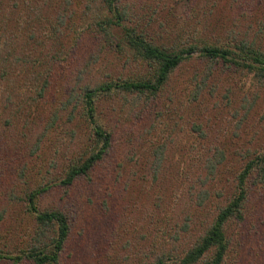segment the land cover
<instances>
[{
    "label": "trees",
    "instance_id": "1",
    "mask_svg": "<svg viewBox=\"0 0 264 264\" xmlns=\"http://www.w3.org/2000/svg\"><path fill=\"white\" fill-rule=\"evenodd\" d=\"M55 1L0 0V264L81 258L84 202L111 175L118 179L121 172L114 171L124 166L116 146L124 133L108 117L115 104H121L115 111L124 126L131 119L127 97L142 100L137 111L128 104L134 114L158 104L174 72L192 59L204 66L192 78L193 99L206 88L214 91L207 80L219 66L241 75L236 84L247 80L264 90V18L254 19V0H229L237 16L222 25L212 14L224 0H63L51 18ZM68 19L72 33L65 39L61 27ZM210 19L212 31L221 27L216 35H204ZM105 54L122 60L120 68L101 66ZM257 95L249 105L242 99L245 112ZM192 128L204 137L201 124ZM49 142L52 172L38 162ZM149 147L141 175L155 193L153 207L144 203L135 225L110 231L94 249L87 246L92 258L78 264H241L230 229L244 223L249 197L264 189V148L247 150L225 196L210 188L226 159L225 148L215 146L196 177L183 169L177 187L163 197L153 185L167 142ZM101 200L108 211L107 199ZM131 245L134 250L120 257Z\"/></svg>",
    "mask_w": 264,
    "mask_h": 264
},
{
    "label": "rangeland",
    "instance_id": "2",
    "mask_svg": "<svg viewBox=\"0 0 264 264\" xmlns=\"http://www.w3.org/2000/svg\"><path fill=\"white\" fill-rule=\"evenodd\" d=\"M62 1L52 2L51 18H54L53 14L57 13ZM164 1L161 0L162 3ZM228 1H220L214 8L212 15L214 18H219L220 25L229 24L231 14L234 13ZM253 3V8L257 10L254 19H263L264 2L254 0ZM159 5L161 6L160 3ZM179 8L182 9V5L177 6L176 13H179ZM234 14L236 15V11ZM69 20L71 19H68L61 27L65 39L66 36L70 39L69 36L72 33V24ZM208 22L210 25L204 35H216L221 28L220 25L212 31L213 19L204 23ZM72 57L74 56L68 59L71 60ZM102 57V62H99L103 64L101 66L108 64L109 68L114 70L120 68V63L123 62L108 54ZM71 61L76 64L74 58ZM203 68L204 66H201L196 59L187 61L174 72L171 77L172 86L161 95L158 104L147 107L138 114L132 113L128 104L136 105L135 110L137 111L143 105L140 102L142 100L135 96L127 97L128 104H125V111L131 119L127 120L124 126L121 116L115 111H119L120 103L115 104V109L109 113V120L117 122L116 127H119L117 130L124 133L118 138V145H116L121 153L119 160L122 158L124 166L121 170L116 168L114 171L115 174L121 172L118 179H115L116 175H111L101 187L93 188L94 191L90 194L91 201L84 202L83 218L79 226L85 225L86 232L78 251L81 258L75 255L74 264H78L80 260H90L92 257L88 247L94 249V245L99 246L100 239H106L110 231L119 230V226L128 230L129 227L135 225V221L143 215L142 210L146 207V205L143 206L144 203L151 204L153 207L152 200L155 193L151 187L147 188L148 184L145 187L147 182L144 183L141 175L146 162L144 157L147 156L148 150H151L150 144L158 141L167 142L168 150L162 161L160 179L153 185V189H158L163 197L168 196L174 186L177 187V177L183 169L190 172L189 176L195 175L196 177L202 168L203 159L214 152L215 146L225 148L226 159L220 168L219 175L211 181L210 188L215 192H223L225 196L231 190L233 178L244 162L243 157L247 150H250L249 155H251L254 150L264 148V90L259 88L260 91H258L257 87L252 85L253 83L249 84L247 80L244 81L245 85H239L238 82L236 84L235 82L241 75L225 71L219 66L214 70V75L207 80L215 84L214 91L210 93V89L206 88L193 99L189 96L194 83L191 81L194 73ZM104 69L105 67H100L99 70ZM96 70H98L97 67ZM197 77L199 78L200 75ZM255 91L258 94L255 98V105L250 111L245 112L241 106L242 99L246 98L247 105H249L254 98ZM193 122L201 124L204 137L192 128ZM170 136L172 142L169 141ZM50 145L49 142L43 148L38 162L43 164V170L49 169L52 172L55 170L48 166V163L50 159H53L54 149ZM132 155L134 157L130 159ZM102 198L108 201V211L103 210ZM217 200L216 195H213V201ZM50 201L51 197H47L44 203ZM230 231L233 233V246L236 247V243L238 244L241 264H264V189L254 192L249 197L244 223L232 224ZM136 235L134 232L127 235L130 244L135 241ZM133 250V245L125 247L122 251L120 250V257L125 252ZM116 262L113 264H118Z\"/></svg>",
    "mask_w": 264,
    "mask_h": 264
}]
</instances>
